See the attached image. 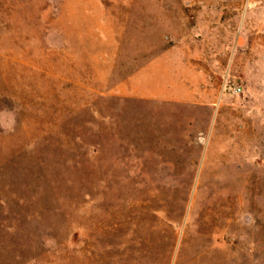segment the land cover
I'll use <instances>...</instances> for the list:
<instances>
[{
  "label": "rangeland",
  "instance_id": "rangeland-1",
  "mask_svg": "<svg viewBox=\"0 0 264 264\" xmlns=\"http://www.w3.org/2000/svg\"><path fill=\"white\" fill-rule=\"evenodd\" d=\"M0 264H264V0H0Z\"/></svg>",
  "mask_w": 264,
  "mask_h": 264
},
{
  "label": "built area",
  "instance_id": "built-area-1",
  "mask_svg": "<svg viewBox=\"0 0 264 264\" xmlns=\"http://www.w3.org/2000/svg\"><path fill=\"white\" fill-rule=\"evenodd\" d=\"M238 90H239V91H241L242 89H241V88H239Z\"/></svg>",
  "mask_w": 264,
  "mask_h": 264
}]
</instances>
